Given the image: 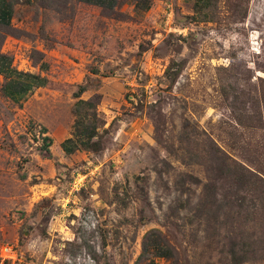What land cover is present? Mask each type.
Instances as JSON below:
<instances>
[{
    "label": "rangeland",
    "instance_id": "rangeland-1",
    "mask_svg": "<svg viewBox=\"0 0 264 264\" xmlns=\"http://www.w3.org/2000/svg\"><path fill=\"white\" fill-rule=\"evenodd\" d=\"M22 2L68 35L42 44V87L0 90V264H264V0ZM39 59L21 46L19 69ZM78 95L99 122L65 155L93 123Z\"/></svg>",
    "mask_w": 264,
    "mask_h": 264
},
{
    "label": "crops",
    "instance_id": "crops-1",
    "mask_svg": "<svg viewBox=\"0 0 264 264\" xmlns=\"http://www.w3.org/2000/svg\"><path fill=\"white\" fill-rule=\"evenodd\" d=\"M9 30L31 36L12 37L7 32ZM62 31L68 35V22L60 21L53 9L46 6L28 7L23 5L22 0H0V90L7 99L20 103L43 86L46 58L50 51L43 47L44 42L49 40L53 44H61L56 39ZM40 33L42 37H38ZM21 46L40 54L36 64L23 70L19 69L18 64V61H23Z\"/></svg>",
    "mask_w": 264,
    "mask_h": 264
},
{
    "label": "trees",
    "instance_id": "trees-1",
    "mask_svg": "<svg viewBox=\"0 0 264 264\" xmlns=\"http://www.w3.org/2000/svg\"><path fill=\"white\" fill-rule=\"evenodd\" d=\"M78 1L84 4H87V5H94V6L103 8V9L113 8L116 4L115 2L116 0H78ZM78 97L79 95L75 96L77 100L73 106L74 107L73 116L76 118L78 114L77 109L82 107L84 111L92 112L93 123L92 124L88 123L87 125H83V123L80 122L79 128H77L78 124L76 121H74L72 125V132L69 133V136L67 138H65L64 140L61 141V143H59L60 145L59 147L65 155H69L77 151L78 149H81L83 151L87 150L90 145L91 138L95 135L97 122H99L98 119L95 118V108L97 106L98 97L97 96L94 97V101L93 99L81 100V99H78ZM48 142H49V139H48ZM242 179L244 181V180H248L249 178L247 176H242ZM153 233L155 232L154 231L148 232V234L144 236V239H146L147 237H150V235H152ZM150 248L152 250L154 257L167 258L169 256V249H168L169 247L165 243L162 244L158 241H152L150 243Z\"/></svg>",
    "mask_w": 264,
    "mask_h": 264
},
{
    "label": "built area",
    "instance_id": "built-area-1",
    "mask_svg": "<svg viewBox=\"0 0 264 264\" xmlns=\"http://www.w3.org/2000/svg\"><path fill=\"white\" fill-rule=\"evenodd\" d=\"M15 260H16V253L11 247H4L0 249V263L15 261Z\"/></svg>",
    "mask_w": 264,
    "mask_h": 264
}]
</instances>
